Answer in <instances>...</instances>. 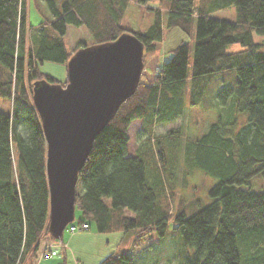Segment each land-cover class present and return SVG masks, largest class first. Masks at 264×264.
I'll list each match as a JSON object with an SVG mask.
<instances>
[{"label":"trees","instance_id":"16d2710c","mask_svg":"<svg viewBox=\"0 0 264 264\" xmlns=\"http://www.w3.org/2000/svg\"><path fill=\"white\" fill-rule=\"evenodd\" d=\"M152 1L47 0L49 15L30 45L27 0H0V99L11 103L9 113L0 111V264H25L41 239L56 241L49 230L47 144L32 90L36 82L57 81L43 74L40 65H67L75 51L89 46L81 36L100 44L131 32L144 44L145 68L156 53L153 43L163 41L172 28L193 41L173 49L149 83L140 79L135 93L96 136L78 174L77 222L100 233L132 234L135 250L153 232L165 237L175 214L174 231L194 248L185 264H264V189L239 188L264 175V44L253 40L254 33L264 36V0H161L160 7L147 8L154 11V20L146 29L122 26L130 3L147 6ZM231 7L234 20L214 17ZM236 43L242 49L227 53L226 47ZM191 48V104L204 95L206 76L233 70L235 88L218 96L224 103L235 94V112L247 117L241 126L236 117L212 123L181 149L194 168L217 179L208 192L211 202L188 213V202L169 179V168L180 158L181 130L147 141L134 155L128 153V130L138 120L141 131L152 136L156 126L183 115ZM122 247L121 242L98 264H135Z\"/></svg>","mask_w":264,"mask_h":264},{"label":"rangeland","instance_id":"374dc122","mask_svg":"<svg viewBox=\"0 0 264 264\" xmlns=\"http://www.w3.org/2000/svg\"><path fill=\"white\" fill-rule=\"evenodd\" d=\"M47 0H27L28 25L31 31H28V44L32 45L38 31V26L46 20L49 15ZM58 4H62L67 0H55ZM161 0H155L140 6L130 3L121 24L128 31H138L146 29L154 20V11L147 8H158ZM163 6V5H162ZM160 7V6H159ZM162 8V7H161ZM163 9V8H162ZM219 19L234 20L235 9L229 8L226 11H220L214 14ZM81 34L77 35L80 37ZM82 41L87 45H93L95 42L91 37L81 36ZM75 38V39H76ZM253 40L256 43L264 44V36L254 33ZM192 38L183 33L179 28H172L165 32L163 41L153 43L156 47L154 57L148 58L146 67L141 75V82L149 83L154 74L162 68L164 63L172 57V50L182 42H192ZM71 41L67 40V44L71 47ZM264 49V46L262 47ZM242 49L240 44H230L226 47V52H235ZM193 64V48L189 52L188 58V76L187 86L184 94V112L183 115L171 124L159 125L154 128L153 135L141 131V121H134L129 127L128 135L130 138L128 145L129 155H134L138 147L144 145L147 141L153 143V139L163 138L169 130H181L179 142L182 147L179 148V154L183 152V146L190 142L201 138L205 134L212 123L219 120L227 122L235 117L241 126L246 121V114H237L233 108L234 95L222 102L218 94L221 90L232 87L235 88V71L217 76L205 77V93L197 101L195 105L191 104V77ZM40 71L57 81L56 84L64 85L67 80V65L55 62L45 61L39 67ZM210 81V82H209ZM5 106V107H4ZM0 111L9 113L11 111V103L4 99H0ZM167 147H171V143L165 141ZM184 171L186 172L184 174ZM169 179L175 184L177 192L183 195L188 202V213L197 210L211 202L209 189L217 182V179L205 173L203 170L194 168L191 162H188L180 154L179 162L171 165L169 168ZM242 189H252L260 191L264 189V175H259L250 180V184L239 186ZM81 217L79 210L75 211L76 222ZM175 214L170 216L168 222V230L165 237L160 238L156 233H151L145 237L140 246L135 250L132 247V234H128L125 238L122 232L100 233L94 226L89 231L72 234L64 231L63 238L76 236V241H71L69 251H72L73 244L76 248L84 251L86 258L94 259L98 251L107 253L108 256L118 250V245L122 242V249L134 259L135 264H185L187 258L194 251V248L183 241L182 235L174 231ZM92 234L88 236L87 234ZM70 237V238H71ZM46 238V237H45Z\"/></svg>","mask_w":264,"mask_h":264},{"label":"water","instance_id":"95a60500","mask_svg":"<svg viewBox=\"0 0 264 264\" xmlns=\"http://www.w3.org/2000/svg\"><path fill=\"white\" fill-rule=\"evenodd\" d=\"M144 44L131 32L82 47L67 62V83L39 81L32 90L47 144L49 230L63 236L75 219L78 174L96 136L136 91L144 70Z\"/></svg>","mask_w":264,"mask_h":264},{"label":"crops","instance_id":"0c3cea01","mask_svg":"<svg viewBox=\"0 0 264 264\" xmlns=\"http://www.w3.org/2000/svg\"><path fill=\"white\" fill-rule=\"evenodd\" d=\"M5 107V106H4ZM88 236L92 234H87ZM71 237V236H70ZM67 238L63 240L67 244V248L62 250V259H40V253L47 248L53 240L50 237H46L41 239L39 244V249L32 259H28L25 264H98L102 259H104L107 255V253H103V251H98L94 259H87L84 255V251H81V249L76 248V245L73 244L72 251H69V245H71V241H76L78 237L73 236L71 238Z\"/></svg>","mask_w":264,"mask_h":264},{"label":"built area","instance_id":"2783aa9c","mask_svg":"<svg viewBox=\"0 0 264 264\" xmlns=\"http://www.w3.org/2000/svg\"><path fill=\"white\" fill-rule=\"evenodd\" d=\"M89 229V225L86 222L73 223L67 227V231L70 233L81 232ZM65 244L63 242H58L54 245H51L41 255V258L50 259V258H60V249L64 248Z\"/></svg>","mask_w":264,"mask_h":264}]
</instances>
